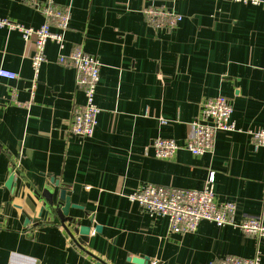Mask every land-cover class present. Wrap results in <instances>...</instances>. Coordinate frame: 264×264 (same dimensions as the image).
<instances>
[{
    "label": "crops",
    "instance_id": "0c3cea01",
    "mask_svg": "<svg viewBox=\"0 0 264 264\" xmlns=\"http://www.w3.org/2000/svg\"><path fill=\"white\" fill-rule=\"evenodd\" d=\"M258 1L55 0L69 10V27L51 21L63 46L47 43L37 82L34 39L0 29V70L18 75L0 78V264H211L256 256L264 264V237L210 221L174 233L168 218L127 198L145 184L201 190L214 173L216 202L236 205L234 221L258 217L264 224V146L255 150L250 135L264 129ZM148 7L183 20L155 28L143 13ZM0 17L34 28L46 21L30 0H0ZM75 48L101 62V111L90 138L70 131L85 98L75 69L59 57ZM218 96L233 105L237 130L218 131L211 152L182 148L170 160L156 159L154 141L184 145L205 102ZM62 189L76 206L70 216L91 228L80 236L82 247L57 218L38 220L48 193L58 200Z\"/></svg>",
    "mask_w": 264,
    "mask_h": 264
},
{
    "label": "built area",
    "instance_id": "2783aa9c",
    "mask_svg": "<svg viewBox=\"0 0 264 264\" xmlns=\"http://www.w3.org/2000/svg\"><path fill=\"white\" fill-rule=\"evenodd\" d=\"M242 3L257 4L258 0H231ZM46 21L39 27H26L0 17V29L6 28L18 31L25 41L34 39L35 51L31 58L35 72V82L42 65L46 62L47 43L52 40L63 46V34L52 30V20L60 30L69 27L70 12L60 8L55 0H30ZM143 13L150 24L158 29H168L177 26L183 16L162 8L148 7ZM67 60L76 71V85L84 94L85 101L74 109L70 131L81 137L90 138L94 135L100 108L96 103V90L100 82L101 62L93 54L81 48H75L68 54L60 55V63ZM17 74L1 69L0 78L15 79ZM233 105L223 96L207 100L202 110V120L195 121L193 131L184 145L175 140L157 138L153 146L155 157L159 160H170L179 149H186L193 155H201L214 149V138L218 131H235L232 122ZM254 141V149L264 146V129L250 132ZM215 175L211 173L205 187L201 190L183 189L145 184L127 194L130 202L143 208L151 216L166 217L170 221L171 231L179 234L193 233L202 221H210L217 226L233 225L246 234L264 237V224L258 217H246L241 222H235L236 211L234 203H217L214 191ZM211 264H260L258 256L253 258L228 257L221 262Z\"/></svg>",
    "mask_w": 264,
    "mask_h": 264
},
{
    "label": "water",
    "instance_id": "95a60500",
    "mask_svg": "<svg viewBox=\"0 0 264 264\" xmlns=\"http://www.w3.org/2000/svg\"><path fill=\"white\" fill-rule=\"evenodd\" d=\"M14 178L11 176L6 183V187L10 190L14 187ZM47 202L44 204L41 213L38 216V220L40 219H58L60 224L66 229L70 237L73 241L79 246L82 247L83 241L80 236L88 235L91 232V228L87 226H83L82 222L76 220L72 216H70V209L76 207L71 203V199L67 196V192L65 189L60 191L58 196V200H55L54 194L48 193ZM44 210H46L44 212ZM44 212V217L42 218V214ZM30 221V220H28ZM98 230V228H96ZM79 235V238L76 236ZM133 261L139 264H145L147 260L141 258H133Z\"/></svg>",
    "mask_w": 264,
    "mask_h": 264
}]
</instances>
